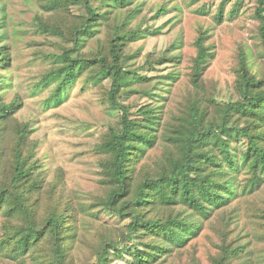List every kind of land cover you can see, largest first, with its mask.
I'll list each match as a JSON object with an SVG mask.
<instances>
[{
  "label": "rangeland",
  "instance_id": "1",
  "mask_svg": "<svg viewBox=\"0 0 264 264\" xmlns=\"http://www.w3.org/2000/svg\"><path fill=\"white\" fill-rule=\"evenodd\" d=\"M81 4L82 0H0V52L5 59L0 64V107L14 108L0 120L4 153L0 190L12 177L13 149L24 130L28 175L22 189L37 226L42 227L49 215L62 218L65 264H96L104 244L121 240L130 218L106 207L109 194L117 190L108 141L112 131L122 128L121 110L107 100L111 81L98 65L86 66L56 99L64 76H57L64 67V52L81 60L103 56L110 60L109 40L117 27L141 31L120 49V65L127 76L119 104L128 108L135 136L151 133L156 141L132 162L131 193L141 178L168 170L177 155L174 131L182 126L191 102L201 99L192 86L200 34L207 36L208 49L200 92L209 103L237 100L240 54L252 74L264 75L256 0H131L123 7L96 0L92 8L98 17L91 34L75 42L72 30L89 18ZM219 6L221 22L216 18ZM160 9L164 12L157 16ZM150 121L155 123L153 130L147 128ZM232 144L239 160L245 141L233 139ZM227 175L236 194L229 205L203 219L185 246L170 245L154 264H218L223 246L240 254L231 264H264V183L250 191V174L240 166L227 170ZM6 211V207L0 210V264H53L50 239L27 253L11 252L7 242L23 222L9 218ZM145 212L156 219H166L170 213L158 207ZM147 240L131 237L109 253L105 264H131L129 250Z\"/></svg>",
  "mask_w": 264,
  "mask_h": 264
},
{
  "label": "trees",
  "instance_id": "2",
  "mask_svg": "<svg viewBox=\"0 0 264 264\" xmlns=\"http://www.w3.org/2000/svg\"><path fill=\"white\" fill-rule=\"evenodd\" d=\"M94 1L96 0H82L81 5L89 18L72 30L75 42L91 34L92 25L96 23L98 17L92 8ZM107 1L123 7L131 0ZM256 2L260 6L255 14L260 21L259 35L264 50V0ZM163 12L164 10L160 9L157 16ZM232 14H235L234 9ZM222 16L223 9L219 6L216 17L218 22L222 21ZM140 32L138 30L125 32L117 27L109 40L110 60L104 56L81 60L64 52L61 56L64 67L57 72V76L61 74L64 76L55 95L56 99L83 68L98 65L102 76L111 81L108 103L118 107L122 112L121 131H112L108 141L112 148L110 170L117 190L109 194L106 207L118 216H128L130 222L118 243L108 241L103 245L96 264H105L109 253L117 251L119 245H124L133 236H144L148 240L134 245L129 250L131 264H154L162 253L168 252L170 245L178 248L185 246L199 231L203 219H208L213 212L226 208L231 198L236 195L233 188L235 185L227 179L229 169L237 171L240 166L249 172L250 191L259 189L264 183V75L256 77L252 74L244 55L240 54L235 82L237 100L225 104L209 103L203 99V93L200 92L199 83L208 57V49L205 46L207 36L200 34L195 42L196 57L193 60L192 86L201 99H194L191 102L182 126L174 131L177 138L174 137L172 140L177 155L171 159L168 170L141 178L136 182L132 193L130 192L132 162L144 151V147L151 146L156 141L155 137L151 139V133L136 137L128 108L119 104L120 92L125 86L127 76L120 65L122 58L120 49L136 39ZM4 60L3 53L0 52V64ZM13 109L9 105L1 106L0 120H6L13 113ZM154 125L155 123L150 121L147 128L153 130ZM23 133L24 130L19 132L17 145L13 149L12 177L9 184L0 190V210L6 207L9 218L19 217L23 222L21 227L15 228L14 237L9 239L7 247L11 248V252L16 251L15 254H23L38 246L43 240L50 239L53 264H65L64 251L61 248L64 238L62 218L49 215L42 227L37 226L29 205V197L25 195L27 192L22 189L28 175L22 150L26 139ZM233 139L245 141L239 160L235 159L236 156L231 149ZM134 143L141 145L137 148ZM207 147H212L215 153L204 151ZM3 157L4 153L1 150L0 163L4 160ZM245 188L246 186L242 188L243 192ZM143 204L145 206H142ZM148 207L169 210V216L166 219L147 217L148 213L145 211ZM221 256L218 264H231L230 261L240 254L236 253V250L231 251L228 246H223Z\"/></svg>",
  "mask_w": 264,
  "mask_h": 264
}]
</instances>
